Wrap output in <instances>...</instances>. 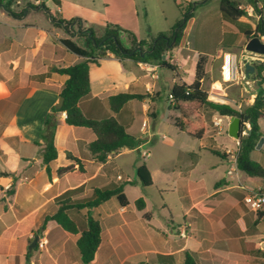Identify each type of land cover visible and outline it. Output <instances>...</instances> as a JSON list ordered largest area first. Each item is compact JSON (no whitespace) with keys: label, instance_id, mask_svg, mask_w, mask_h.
Here are the masks:
<instances>
[{"label":"crops","instance_id":"obj_1","mask_svg":"<svg viewBox=\"0 0 264 264\" xmlns=\"http://www.w3.org/2000/svg\"><path fill=\"white\" fill-rule=\"evenodd\" d=\"M102 3L105 14L112 15L104 18L105 23L116 22L131 29L137 40L154 37L150 36V31L144 36L139 34V26L134 20L138 18L136 0H102ZM66 4V0H12L11 11H6L0 4V9L6 12L4 18L0 17V201H4L2 193L5 188L10 186L14 191L10 202L0 204V264H83L76 249L80 232H67L55 223L54 229L60 236L50 244L46 239V234L50 232L46 224L53 220H47L38 234L37 230L45 217L56 211L55 199L59 196L69 194L71 198H82L90 196L94 188L104 189L122 184L125 192L126 187L141 186L125 182L136 179L135 168L143 163L150 172L151 186L155 184L152 168L141 158V152L148 151L151 155L160 126L172 125L179 131L175 125L179 113L173 111L169 94L175 83H192L198 54L207 56L202 87L207 91L208 99L240 107L242 111L253 103L256 95V89L252 87L254 77L248 78L249 85L244 81L225 82L221 78L222 55L235 52L226 49L211 55L191 48L185 40L186 27L178 47L167 55L177 67V76L157 65L128 59L124 60L123 67L112 54H107L98 63H89V92L80 98L78 107L88 118L102 120L115 117L127 133L139 137L143 143L136 149H121L111 153L105 162H97L89 150V143L95 138L93 132L86 127L67 125L64 122L65 113L56 112L53 114L57 122L54 133L56 158L48 164V176L40 158L43 151L41 131L47 114L51 113V108L60 97L61 85L66 78L51 69L71 66L82 60L68 51L60 39L68 38L80 45L82 39L78 36V30L91 28V22L83 16L71 10L68 14L64 13ZM40 11L43 15L39 14ZM262 17L264 20V10L258 21ZM70 19L75 21L68 30L58 21ZM131 20L134 22L127 24ZM258 21L249 15L240 17L234 23L222 21L238 34L241 68V62L248 54L244 50V32L253 31ZM103 32L100 27L94 35L100 37ZM262 37L260 39L263 41ZM190 52L196 53L193 59ZM252 58L256 57L252 55ZM119 93L141 94L145 97L129 100L119 112L112 113L107 99ZM201 111L205 117L210 110ZM210 112L215 119H225L228 129L232 117ZM138 115H142V121L136 132L132 133L130 130ZM143 123L145 127H142ZM260 133L264 139L263 133ZM206 136L210 137L207 131L190 150H175L173 170L178 175L176 182L167 178L168 175L163 173L164 167H159L163 173L158 175L162 186L159 192L178 194L177 199L181 204L178 218L182 226L190 228V234L185 236L180 233L178 237L173 233L168 234L172 246L162 252L155 251L154 255H146L148 251L145 249L133 251L132 246H128L130 233L134 230V236L138 238L136 241L143 243V228L157 227L156 223L153 218L142 222L141 215L128 209L129 204L118 207L114 200L111 201V210L96 215L101 225L100 244L90 264H181L184 251L195 253L199 264H215L214 260L239 264L240 260L252 259L249 254L254 251L264 256V241L260 246L255 241L264 238V231H261L264 228V216L257 217L255 212L242 204L243 188H259L261 183L244 172L243 177L236 171L231 172V159L225 155L219 157L227 163L225 168L222 166L223 175L214 183L213 189L206 192L199 175V155L202 151L210 152L209 147L216 146L215 138L210 137L211 140L206 141ZM59 167H69V170L58 175L56 171ZM194 173L196 176H193ZM180 181L181 185L178 183ZM240 182L242 185L237 187ZM208 196L218 197L223 203L205 207L203 203ZM141 198L144 201L143 208H136V199L134 207L145 212L149 203L144 197ZM162 207H166L165 202ZM117 214L123 216L119 226L126 231L125 241L117 237L120 233L116 223ZM71 216L76 220L79 230L83 229V218L76 214ZM157 216L162 217L161 214ZM40 219L42 223L39 227ZM102 222H106V236L103 234ZM31 236L43 237L46 241L38 255L29 251L34 237L26 246Z\"/></svg>","mask_w":264,"mask_h":264},{"label":"trees","instance_id":"obj_2","mask_svg":"<svg viewBox=\"0 0 264 264\" xmlns=\"http://www.w3.org/2000/svg\"><path fill=\"white\" fill-rule=\"evenodd\" d=\"M173 1L179 9L180 18L171 25L170 29L167 32H159L149 40H137L132 32L125 30L130 42L129 47L122 45L118 36L114 33L115 28L111 24L106 25V29L100 37H96L91 28L79 29L78 36L83 40V45H79L68 38L60 39V43L68 51L80 56L82 60L71 66L51 69V71L64 75L66 78L59 92V95L63 98L62 105L59 109L51 108V113L47 114L41 131L43 151L40 158L48 176L50 173L48 164L56 158L54 133L57 122L53 115L56 112L65 113L64 122L67 125L86 127L93 132L95 138L89 143V150L97 162H105L107 156L111 153H116L121 149H136L143 143V140L139 137L127 133L125 127L113 116L102 120L85 117L78 107V101L89 92V63H98L107 54H112L123 67H125L124 60L128 59L134 62L157 65L159 68L167 69L177 76V67L169 61L167 55L172 49L178 47L187 21L192 17L195 3L180 5L176 0ZM244 1L253 10H257L256 5L262 0ZM0 4L6 11H11L12 0H0ZM218 8L224 23H234L240 17L246 16V12L240 6L238 0H218ZM58 21L68 30L75 19ZM263 35L264 25L261 21H258L253 31L244 32V41L246 42L253 36L261 37ZM206 63L207 56L198 54L194 65L192 83H175L171 88L169 94L171 107L179 113L175 121L176 127L180 132L190 137L201 139L207 131L206 120L201 110H210L219 116L239 117L241 123L236 152L237 169L248 176L264 178V168L250 158V152L255 149L262 136L258 120L264 116V88L260 87L257 90L253 103L242 111H238L235 107L225 103L211 101L208 99L207 91L202 87L206 74ZM263 70L264 55L261 62L254 67L255 78L262 77L261 73ZM144 97L145 95L141 94L119 93L108 97L107 104L112 113H117L129 100H141ZM244 116H247L246 121H243ZM246 123L248 124L247 133L242 135L241 132L246 128ZM211 152L219 157H225L224 153H220L217 150H211ZM68 170L69 167H59L56 173L59 175ZM135 175L136 179L125 182V184H140L142 187L152 185L150 172L144 163L135 168ZM68 195L64 194L55 199L56 211L52 215L45 217L36 234L44 228L47 220H53L67 232H80V236L76 241V249L80 261L83 264H90L100 244L101 233L100 218L94 216L91 210L112 198L116 201L118 207H126L128 200L123 192L122 184L111 188H94L92 194L88 197L71 198ZM135 206L139 210L143 208L144 201L141 197L135 200ZM72 214L83 218L85 221L83 229L79 230L76 220L71 216ZM256 214L257 217L264 216L263 212ZM181 264L199 263L195 253L184 251Z\"/></svg>","mask_w":264,"mask_h":264},{"label":"rangeland","instance_id":"obj_3","mask_svg":"<svg viewBox=\"0 0 264 264\" xmlns=\"http://www.w3.org/2000/svg\"><path fill=\"white\" fill-rule=\"evenodd\" d=\"M45 1V0H43ZM68 4L64 6V13H69L71 10L72 13H77L80 16H83L85 19L91 22V29L97 33L100 30V27L103 31L106 29V25H112L115 28L114 33L118 36L119 41L122 43L123 46L129 47L130 42L127 36L128 32H132L131 29L122 26L116 22H106L104 18L107 16H112L110 13L105 14L104 12V5L102 0H66ZM180 5H184L185 3H195L193 6V14L192 17L187 21L186 24V35L185 40L188 41L191 48L195 50H203L208 54H215L218 50H226L229 49L235 52L239 59V48L237 43V35L236 31L231 29L227 24H224L220 18V12L218 9V0H176ZM240 6L245 9L248 5L244 0H238ZM52 3L49 4L51 6ZM136 8L138 12V18L134 19L138 24V31L140 36H144L147 31H150V36H156L158 32H167L171 25L180 18L179 9L175 6L173 0H136ZM40 15H43V12H39ZM6 12L3 9H0V17L4 18ZM45 20V18H44ZM134 20H131L130 23L132 24ZM261 22L264 25L263 17L261 18ZM100 26V27H99ZM235 33V34H234ZM264 36V35H263ZM263 41H264V37ZM192 59L196 56L195 52H190ZM256 58L262 59L263 56H257ZM262 77H254V84L252 85L253 88L257 90L260 87L264 88V72L261 73ZM209 100L213 101L212 98ZM215 102H219L215 100ZM164 103V102H163ZM220 103V102H219ZM175 111V110H173ZM176 112V111H175ZM161 115V112H159ZM212 112H208L205 114V120L207 122V135L214 137V141L216 142V146L209 147L210 152L211 150H217L220 153H224L228 155L231 159L235 156L237 149H238V140L228 136L227 133V121L222 119L219 126L214 125V121L216 120L211 116ZM165 115V114H164ZM163 115V116H164ZM136 121L134 127L130 130V132L135 133L137 128L139 127L142 121V115H138L136 117ZM246 128L248 126L246 125ZM259 128L260 131L264 135V116L259 120ZM156 139L157 143L153 150H151V155L146 158L141 156V158L145 159L146 163L150 165L152 168V172L156 179V182L153 186L149 187H142V186H135V187H126L125 195L128 200V208L131 212L137 215H141V220H149L153 218L154 223H156L157 227H146L143 230L145 231V238L143 239V243L137 242L138 239L134 236V230L130 233V243L128 246L131 245L134 250L142 251L145 249L147 252L146 255H154V252H162L165 251V248L172 246V242L170 243L169 239L167 238L168 234H175L178 237L180 233L183 232L185 236H188L189 227H185L181 225V221L179 220L178 216L180 214V207L181 204L178 201L177 197L178 194L172 192H159V189L162 188L160 184V173L159 167H164V172L168 176L169 180H176L178 179V175L176 171L173 170V166L175 164V156L174 152L176 149L180 150H190L192 145L198 143V140L186 135L183 132L177 131L172 125L170 126H160V130L157 131ZM164 135V138L161 136ZM206 141H209L210 137L206 136ZM210 139V140H211ZM264 139L260 143L258 148H255L250 152V158L258 162L264 168ZM146 148V147H143ZM207 151H202L199 155V175L202 177L204 182V187L206 192H210L213 189V185L220 176L223 175V165L224 168L227 165L226 162H223L219 156L210 153ZM212 166V167H210ZM201 172V173H200ZM239 176L243 175V172L239 169L236 170ZM162 173V174H163ZM161 174V175H162ZM193 176H196L194 173ZM243 177V176H242ZM252 179H256V181H260L259 188L264 187V178L260 177H252ZM179 181V180H178ZM263 181V182H262ZM181 185V181L178 182ZM217 184V183H216ZM251 185L252 183H247ZM242 183H237V187H240ZM179 188V187H178ZM177 188V189H178ZM257 187H255L256 189ZM181 190V189H179ZM13 188L7 187L3 190L4 201H0L1 203H8L10 202L11 197L13 196ZM138 197H144L148 204V210L144 212V210L138 211L134 207V200ZM111 201H114L112 198L110 201L106 202L105 204L100 205L97 208L91 210L93 215L97 214H104L106 211L111 210ZM163 202L166 203V207H162ZM218 203H223L219 201L218 197L208 196L206 201L203 203L205 207L208 205H217ZM243 204V203H242ZM152 207H151V206ZM162 207V208H161ZM239 208V205H237ZM53 208V206L51 207ZM237 208V209H238ZM47 210H49L47 208ZM122 213V212H121ZM161 214L162 217L157 216ZM172 217V218H169ZM122 214L116 215V223L118 224V229L120 233L118 234V238L121 241H125V229L120 225L122 222ZM42 223V219H40L38 226L40 227ZM55 222L49 221L46 224V228L50 230L49 233L46 234V239L52 244L56 241V239L60 236L57 232V229H54ZM145 225V224H144ZM162 225V226H161ZM264 227V222L263 225ZM262 227V228H263ZM103 234L106 236L107 229H106V222H102ZM61 230V228H58ZM182 229V230H181ZM62 231V230H61ZM264 231V228L261 230ZM136 234V233H135ZM34 236H31L27 242L26 246H28L33 239ZM135 239V240H134ZM177 240V239H176ZM257 244L260 246L262 245L261 242L264 241V238H259L257 240ZM255 243V242H254ZM1 244V242H0ZM180 244V243H179ZM2 245V244H1ZM0 245V246H1ZM46 245V241L43 237L37 238L34 246L29 249L31 253H35L36 255L40 254ZM126 245V244H125ZM27 250V248H26ZM2 250H0L1 252ZM132 251V252H133ZM198 255V254H197ZM252 259L244 261H238L239 264H264V256H259L261 254L255 253L252 254ZM226 262H221L219 260H214L213 263L215 264H227ZM212 263V262H209ZM229 264H234L233 261L229 262Z\"/></svg>","mask_w":264,"mask_h":264},{"label":"built area","instance_id":"obj_4","mask_svg":"<svg viewBox=\"0 0 264 264\" xmlns=\"http://www.w3.org/2000/svg\"><path fill=\"white\" fill-rule=\"evenodd\" d=\"M257 10H253L251 6L248 5L247 8H245L246 15L254 16L256 20L258 21L261 17V12L264 10V0L259 1L257 3ZM247 54V57H245V60H251L252 55L253 57L255 54L249 53L245 51ZM242 64V62H241ZM243 67L240 66V61L238 55L234 53H224L222 55V63L220 66L221 71V78L225 82H238V81H244L245 84L249 85L248 77H246L243 73ZM238 111H241L240 107H235ZM222 121V118L219 117L214 121V125L219 126L220 122ZM248 126V124H245ZM142 127H145V123L142 124ZM248 128H245L241 134L245 135ZM141 156L148 157L149 153L148 151H142ZM231 166L230 171L235 172L237 170L236 166V154L233 156L230 160ZM244 194L242 197V203L251 211L258 213L263 212L264 213V187L256 188V189H244ZM183 235V232H182Z\"/></svg>","mask_w":264,"mask_h":264},{"label":"water","instance_id":"obj_5","mask_svg":"<svg viewBox=\"0 0 264 264\" xmlns=\"http://www.w3.org/2000/svg\"><path fill=\"white\" fill-rule=\"evenodd\" d=\"M80 40V39H79ZM80 45H83V41L81 40ZM244 50L253 53L257 56H263L264 55V41L260 39L258 36H253L249 38L244 46ZM164 58V56H163ZM261 62V59L259 58H254L251 60H242V67H243V73L246 77H253L254 76V67L256 64H259ZM63 98L60 96L58 98L57 103L54 105L56 109H59L62 105ZM247 120V116L243 117V121ZM240 123L241 119L239 117H232L231 121L228 125L227 133L230 137L238 140L239 138V131H240ZM263 137H261L256 145L255 148H258L260 146V143L262 142ZM37 236L34 237L32 240L31 244L29 245V248H32L34 246Z\"/></svg>","mask_w":264,"mask_h":264}]
</instances>
